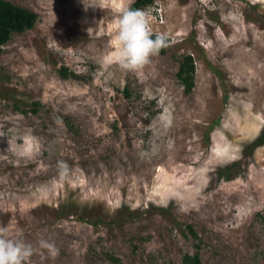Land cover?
<instances>
[{
  "label": "rangeland",
  "instance_id": "rangeland-1",
  "mask_svg": "<svg viewBox=\"0 0 264 264\" xmlns=\"http://www.w3.org/2000/svg\"><path fill=\"white\" fill-rule=\"evenodd\" d=\"M9 1L37 20L0 51V227L31 264H264V0H154L168 47L135 72L114 56L133 0Z\"/></svg>",
  "mask_w": 264,
  "mask_h": 264
},
{
  "label": "clouds",
  "instance_id": "clouds-1",
  "mask_svg": "<svg viewBox=\"0 0 264 264\" xmlns=\"http://www.w3.org/2000/svg\"><path fill=\"white\" fill-rule=\"evenodd\" d=\"M116 42L115 60L122 69L133 72L149 65L153 57L168 47L166 35L153 33L147 14L131 8L122 10ZM60 170L65 175L68 171L67 164L61 163ZM38 246L41 250H46L52 259L59 256L60 249L55 242L41 239ZM35 251L34 246L22 236L12 237L6 228L0 227V264H31Z\"/></svg>",
  "mask_w": 264,
  "mask_h": 264
},
{
  "label": "trees",
  "instance_id": "trees-1",
  "mask_svg": "<svg viewBox=\"0 0 264 264\" xmlns=\"http://www.w3.org/2000/svg\"><path fill=\"white\" fill-rule=\"evenodd\" d=\"M154 0H133L127 8L139 9L142 10L147 6H150ZM37 20V13L34 11L15 4L9 0H0V51L2 45L9 39L13 33H21L26 29L33 27L35 21ZM155 38V36H153ZM168 38V37H167ZM169 42V40H168ZM165 49H162L159 54H164ZM194 60L192 55L185 54L178 63V68L176 71V78L178 82L183 87V90L186 93H189L194 85ZM60 73L63 76H74L73 73L67 74L66 69H60ZM124 92L127 93V89H124ZM39 102H33L32 105L34 108H31L32 111H35V108L39 106ZM264 142V136L260 134L253 142L251 147H255ZM230 171V167H224L220 170V176L226 177ZM188 232L196 237V232L188 225ZM182 260L185 264H200L198 254H184Z\"/></svg>",
  "mask_w": 264,
  "mask_h": 264
}]
</instances>
